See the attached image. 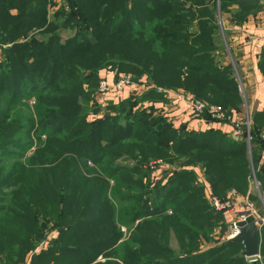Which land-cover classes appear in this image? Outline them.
I'll return each instance as SVG.
<instances>
[{"label": "trees", "instance_id": "16d2710c", "mask_svg": "<svg viewBox=\"0 0 264 264\" xmlns=\"http://www.w3.org/2000/svg\"><path fill=\"white\" fill-rule=\"evenodd\" d=\"M224 1L256 7L232 13L236 23L264 6ZM214 3L0 0V250L24 264H253L226 240V216L209 207L202 184L198 196L188 186L201 176L220 200L232 190L245 198L253 168L264 204V110H248ZM122 71L152 85L131 77L144 85L139 96L95 106L99 80ZM174 92L219 106L225 121L181 116L174 126L162 113ZM169 158L201 173L184 168L161 186V170L146 165ZM43 221H54L53 236L33 253ZM259 233L254 264H264V222Z\"/></svg>", "mask_w": 264, "mask_h": 264}, {"label": "built area", "instance_id": "2783aa9c", "mask_svg": "<svg viewBox=\"0 0 264 264\" xmlns=\"http://www.w3.org/2000/svg\"><path fill=\"white\" fill-rule=\"evenodd\" d=\"M67 0H56L57 4L65 3ZM239 1H246V0H239ZM217 4L219 0H216ZM245 44L248 45L246 41ZM139 89V90H137ZM141 90L144 89V85L135 83L132 81L131 77L128 75H117L112 82H108L106 79H101L99 81L98 89H97V101L98 103L104 104L109 99H113L114 101L119 100L123 97L125 92L130 90L131 93H141ZM139 91V92H138ZM168 97L172 98V103L176 106L182 105V118L183 119H191L193 120L194 117H199L201 115H207L212 121L220 122L225 121V114L219 106L214 105H205L204 103L194 100L189 95H185L183 93H168ZM162 113H164L162 111ZM225 124V123H223ZM199 126V125H198ZM237 128V126H236ZM234 129L232 132V137L237 139V135L239 131ZM248 128V127H247ZM247 142H249V136H247ZM151 171L160 173V165L158 163L154 165H150ZM198 182L202 184L205 188V200L209 207L217 213H223L226 217L229 218L230 224L228 225L230 228L229 235L227 236L226 240L233 238L236 235V229L234 224L239 221H244L248 217H253L257 228L259 229L262 224L263 220L259 218V215L254 207V205L247 199L239 196L234 190L230 191L227 198L225 200H220L219 198L215 197L211 194L208 186L204 182L202 177L198 178ZM251 182L258 188V183L256 181L254 173L251 176ZM123 231V230H122ZM44 242L38 245L34 252L41 248ZM248 263H254L259 260V256L252 259H245Z\"/></svg>", "mask_w": 264, "mask_h": 264}, {"label": "rangeland", "instance_id": "374dc122", "mask_svg": "<svg viewBox=\"0 0 264 264\" xmlns=\"http://www.w3.org/2000/svg\"><path fill=\"white\" fill-rule=\"evenodd\" d=\"M208 5V4H207ZM214 6H215V10H216V19H217V23H218V26H219V29L222 31V33H225V36H226V38H227V40H228V32H226L225 31V22H227V17H226V14H228L229 15V17H230V21L231 22H235V21H239L237 18H235L234 16H233V14L232 13H239V12H242L243 11V9H245V8H247L248 7V10L250 11V10H252V9H254V8H256L253 4H249V5H243V4H232V3H229V2H227V1H224V2H222V4L221 5H219V2H218V4H216V3H214ZM261 7V10H264V6H260ZM260 10V11H261ZM252 12V11H251ZM65 33L66 34H68V35H70V33L71 32H69L68 30H65ZM223 45H224V47L226 48V51L227 52H229L228 50V48H227V44H226V42H225V37H224V40H223ZM2 59H3V56H2V54L0 55V61H2ZM122 74H127L128 76H130V77H133L134 79H136V78H138L140 81H142L143 82V84L146 86V88H149L150 86L148 85V84H151L152 85V82L149 80V78H147V77H138L137 75H136V77H135V75L134 74H132L131 72H123L122 71ZM100 81V80H99ZM137 82V81H136ZM148 83V84H147ZM99 85V84H98ZM97 84H96V86H95V90H94V103L96 104L95 106H98V102H97V98H96V94H97ZM239 89H240V93H239V96H240V98H241V101H242V104L244 105L243 107H245L246 108V96H245V92H244V89L242 88V86L239 84ZM137 90H139V89H137ZM140 91H142L141 89H140ZM139 92V91H138ZM130 96H128V97H126V98H120L119 100H117V101H126L125 99H127V98H129V99H132V98H134V97H136V96H139V94L140 93H135V92H133V93H131L130 92ZM134 96V97H133ZM129 99H127V100H129ZM32 102V101H31ZM99 104H101V103H99ZM30 105V104H29ZM88 106H89V104H88ZM90 106H92L91 104H90ZM28 107H31V106H16L15 107V109L17 110V109H25V112H26V110L27 111H29V109L30 108H28ZM165 110H163L164 111V116H166L167 117V120L170 122V123H172V124H174V126H178V125H180V122H179V120H177L178 118L174 115V110H176L177 109V106H173V104L171 103V102H169V103H167V106L164 108ZM241 117H242V114L240 115ZM244 118V117H243ZM243 124H244V126L245 127H248L249 128V126H250V122H249V116H247L246 115V117L243 119ZM229 128V127H228ZM156 130H158L157 128H156ZM241 130V129H240ZM234 130H232V128L230 129V131L229 132H233ZM44 139V137L42 136L41 137V140H43ZM7 150H9V151H11V152H14L15 153V151L13 150V148L11 147V148H9V149H7ZM31 151H32V148L31 149H28L27 151H26V153H25V155L26 156H28V155H30V153H31ZM146 153H147V155H149V154H151L152 152H151V150L149 149V150H147L146 151ZM6 158V157H5ZM4 158V159H5ZM16 159V158H15ZM11 161H13L12 159H8V163H10ZM186 161H184L183 159H181V160H177V161H175L174 163H173V161L169 158L168 160H162V159H157V160H155V159H152V160H150L148 163H147V165H146V168L149 170V171H151V167H150V165L152 164V165H154V164H156V163H158L161 167H163L162 169H161V167H160V170H161V172H162V175H161V180H160V183L162 182V183H166L167 181H169V179H170V177L172 176V174L174 175V174H176L178 171H181V170H183L184 168H188V167H195V172H197L198 174H200L201 172L199 171V168H200V166L199 165H194L193 163H189V164H187V165H185L186 163H185ZM254 173V169L252 168L251 169V175L250 176H252V174ZM201 177V176H200ZM194 178L195 179H193L191 182H190V185H188L189 187H193L194 188V194H196L197 196H198V192H199V189H198V186H197V183H198V178H197V180H196V176L194 175ZM197 181V182H196ZM250 182H251V179H250ZM159 183V185H161L162 186V183L160 184ZM251 184H252V182H251ZM112 185V184H111ZM155 185V184H154ZM2 191H0V193H1ZM247 197H250L251 199L249 200ZM245 198H247L253 205H254V207H255V209H256V211H257V213H258V215L260 216V215H262V214H264V204H263V200H262V197H261V195L259 194V191H258V188L256 189L255 188V186L252 184V186H251V188H250V196H248V192H247V190H246V192H245ZM153 199H154V194L153 193H151V195L149 196V200H148V204H150V207H151V204L153 203ZM258 199V201H256ZM170 210V209H169ZM169 210H167L168 211V213H170L169 212ZM168 217V216H167ZM158 219H160V218H158ZM54 221H52L51 223H48V222H46V221H43V223L40 225L41 226V235L39 236V238H40V242H43L44 241V238H45V236L49 233V232H51V231H53V228H54V226H55V223H53ZM160 223H162V224H164V219H160V221H159ZM45 223H47V224H49V225H47V224H45ZM168 224V223H167ZM182 224H184L185 226H187V224L188 223H186L185 221H179V223H178V225H182ZM55 229V228H54ZM121 231H122V229H121ZM123 231L124 232H126V229H123ZM213 231H216V232H219L220 231V229L219 228H217V227H214V229H213ZM229 231H230V228H229V226H227V228H226V231L225 232H223L224 233V235H225V237L227 238V236L229 235ZM47 237V236H46ZM224 237V236H223ZM170 238V237H169ZM175 237H174V235H173V233H171V242H170V244H171V246L172 247H174V248H176V244H175V242H176V240L174 239ZM222 238V237H221ZM51 239V236H49L48 237V239L47 240H50ZM39 244V243H38ZM205 247V246H204ZM10 248H8V247H4V250H0V253H2L1 255H0V264H18V263H20V264H24L23 263V261H21V256H22V254L21 255H15V256H13L12 254H10ZM99 259H101V258H99Z\"/></svg>", "mask_w": 264, "mask_h": 264}, {"label": "crops", "instance_id": "0c3cea01", "mask_svg": "<svg viewBox=\"0 0 264 264\" xmlns=\"http://www.w3.org/2000/svg\"><path fill=\"white\" fill-rule=\"evenodd\" d=\"M259 3L264 4V0H260ZM226 17L227 22H225V31L228 32L230 49L233 55L236 56L239 73L244 82L243 85L246 90L248 110L250 112L262 111L264 110V10L249 14L248 17L240 23L231 22L228 14H226ZM246 41L248 45L245 44ZM107 75L108 82H112L115 78L114 76H116L115 73H109ZM130 95L129 90L124 93L122 98H126ZM173 113L177 118H181L182 116L181 109L177 108ZM213 127L217 126L213 125ZM224 131L229 132L230 129L226 127ZM259 218L264 222V214L260 215ZM225 224L226 226L230 224L228 217H225ZM50 233L52 237L53 233Z\"/></svg>", "mask_w": 264, "mask_h": 264}, {"label": "water", "instance_id": "95a60500", "mask_svg": "<svg viewBox=\"0 0 264 264\" xmlns=\"http://www.w3.org/2000/svg\"><path fill=\"white\" fill-rule=\"evenodd\" d=\"M235 138V137H233ZM236 235L228 241L238 243L242 246L241 257L252 259L259 256L260 237L253 217H248L244 221L234 224Z\"/></svg>", "mask_w": 264, "mask_h": 264}]
</instances>
